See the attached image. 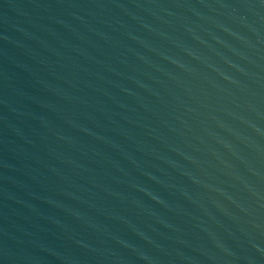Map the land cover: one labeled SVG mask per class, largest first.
I'll return each instance as SVG.
<instances>
[{"label": "water", "instance_id": "1", "mask_svg": "<svg viewBox=\"0 0 264 264\" xmlns=\"http://www.w3.org/2000/svg\"><path fill=\"white\" fill-rule=\"evenodd\" d=\"M0 264H264V0H0Z\"/></svg>", "mask_w": 264, "mask_h": 264}]
</instances>
